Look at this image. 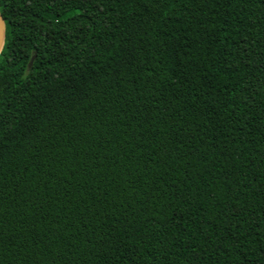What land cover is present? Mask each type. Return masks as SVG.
<instances>
[{
  "label": "trees",
  "instance_id": "obj_1",
  "mask_svg": "<svg viewBox=\"0 0 264 264\" xmlns=\"http://www.w3.org/2000/svg\"><path fill=\"white\" fill-rule=\"evenodd\" d=\"M0 11V264H264V0Z\"/></svg>",
  "mask_w": 264,
  "mask_h": 264
},
{
  "label": "water",
  "instance_id": "obj_2",
  "mask_svg": "<svg viewBox=\"0 0 264 264\" xmlns=\"http://www.w3.org/2000/svg\"><path fill=\"white\" fill-rule=\"evenodd\" d=\"M5 30H6L5 19L0 11V52L2 50L4 40H5ZM34 58H35V54L31 57L29 66L32 65Z\"/></svg>",
  "mask_w": 264,
  "mask_h": 264
}]
</instances>
